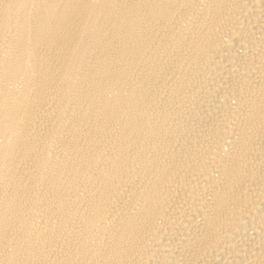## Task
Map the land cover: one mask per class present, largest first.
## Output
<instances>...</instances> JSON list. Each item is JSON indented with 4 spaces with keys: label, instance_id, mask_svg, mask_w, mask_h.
<instances>
[{
    "label": "bare ground",
    "instance_id": "obj_1",
    "mask_svg": "<svg viewBox=\"0 0 264 264\" xmlns=\"http://www.w3.org/2000/svg\"><path fill=\"white\" fill-rule=\"evenodd\" d=\"M0 264H264V0H0Z\"/></svg>",
    "mask_w": 264,
    "mask_h": 264
}]
</instances>
